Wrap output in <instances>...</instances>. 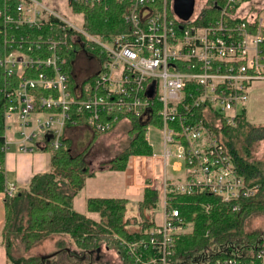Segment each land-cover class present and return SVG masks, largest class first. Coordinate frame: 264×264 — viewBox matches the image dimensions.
Returning <instances> with one entry per match:
<instances>
[{
  "label": "built area",
  "instance_id": "2783aa9c",
  "mask_svg": "<svg viewBox=\"0 0 264 264\" xmlns=\"http://www.w3.org/2000/svg\"><path fill=\"white\" fill-rule=\"evenodd\" d=\"M111 2L125 5V30L91 33L75 6ZM209 4L183 20L169 0H0V93L9 100L3 154L12 145L25 154L57 151L66 129L81 125L104 134L136 121L161 133L162 188L148 187L159 192L161 220L145 239L120 241L135 264H172L176 240L190 226L174 196L211 194L237 211L259 190L222 135L238 125L253 84L264 82V15L251 0ZM79 53L96 63L89 76L77 73ZM15 193L6 185L3 195ZM209 264H264V245Z\"/></svg>",
  "mask_w": 264,
  "mask_h": 264
},
{
  "label": "trees",
  "instance_id": "16d2710c",
  "mask_svg": "<svg viewBox=\"0 0 264 264\" xmlns=\"http://www.w3.org/2000/svg\"><path fill=\"white\" fill-rule=\"evenodd\" d=\"M84 13L86 28L93 34L105 35L125 30L122 17L125 5L111 2L108 8L75 6ZM4 56L3 42L0 38V60ZM3 73L0 74V88ZM9 100L0 93V164L3 166L5 154L4 113ZM247 110L244 109L235 128L223 127V143L232 155L235 165L245 177L248 185H257L255 197L244 198L237 211L230 204L211 194L194 196H174L172 206L179 210L186 226L192 231L181 234L175 243L171 257L172 264L195 262L209 264L211 258L225 256L236 248H258L264 245L261 230L247 231L248 219L264 215V166L250 160L249 144L263 138L264 130L256 129L246 122ZM131 133L132 142L127 151L107 164L110 170L125 172L131 157L153 155L152 147L146 141L145 125L134 121ZM249 132L243 147L245 154L239 152L238 132ZM99 134H94L90 144L81 152L74 153L72 145L65 140L64 146L57 151L46 148L51 153V171L36 175L27 190L17 191L13 196L4 194L5 225L2 239L8 264H42L38 258L15 259L12 249L15 240H19L26 250L58 235L68 236L82 252L97 254L103 245L113 247L120 253L123 264H135L124 252L120 241H134L146 238V232L155 227L153 220H147L145 211L161 210L159 192L147 188L143 200L138 203L141 217L146 221L132 224L129 215L130 202L125 199L91 198L87 202V211L98 214L99 221H93L80 214L74 207V198L84 189L87 178L94 174L87 166V154ZM6 176L0 170V193H4ZM204 205H209L206 211Z\"/></svg>",
  "mask_w": 264,
  "mask_h": 264
},
{
  "label": "rangeland",
  "instance_id": "374dc122",
  "mask_svg": "<svg viewBox=\"0 0 264 264\" xmlns=\"http://www.w3.org/2000/svg\"><path fill=\"white\" fill-rule=\"evenodd\" d=\"M206 1L207 0L197 1L196 9L200 8V6L204 4L208 6L210 5L209 2H212V0H208L207 4ZM173 2V0H169L170 6L173 5ZM251 6L252 9L258 12H263L262 14L264 15V0H251ZM90 65L91 64L86 63L84 55L79 53L77 56V73L79 77L89 76L96 69V63L92 64L93 66ZM246 110L247 115L245 121L249 122L251 126L256 129L260 128L261 130H264V82H257L253 84V90L250 93V99L247 103ZM132 128L133 126L131 122L124 121L117 124L110 133L98 135L86 157L87 166L91 170L92 174H95L98 170L112 171L107 164L128 150L133 138V134L131 133ZM75 129H77L79 134L78 139L72 146V150L74 153H77L81 152L90 144L91 130L89 128L83 129L78 127ZM84 130L87 132H84ZM238 134L240 142L238 146L239 152L241 154H245L246 149L244 151L243 147L245 145L247 146V143L245 144V142L248 139L249 132L248 130L241 131L240 133L238 132ZM146 135L149 137V144L152 147L153 155L148 157H131L133 159L130 160V162H132L131 164L129 163L128 166L130 169L127 168L130 175V183L132 185L135 183L137 185V189L141 187L142 182L149 180L150 178H155L154 173H157V171L160 172L163 168L160 163L159 156L162 154L163 150L161 133L155 126H150ZM261 136V132H258L259 139L255 138V142L248 145V151L250 152V160L261 163L264 166V134L263 138L260 139ZM129 175L127 174V177H129ZM173 175L176 178L179 177L177 174ZM158 177H160L159 173L158 176L156 175L154 185L157 188H162L163 171L161 177L159 179ZM146 185H149V187L153 186L151 182H147ZM142 195L143 194L138 193V199L128 200L131 204L129 215L132 217V224L137 223L142 225V223L146 221L141 217V212L139 211L138 206V203L143 200ZM77 208L79 212L82 210L79 207V204ZM161 210L156 211L152 209L150 211H145L147 220H153L155 223L159 222L161 220ZM84 214H86L85 216L87 218L93 221H99L98 214H91L87 212L86 209H84ZM246 230H261L264 234V215L248 219L246 222ZM187 231H192L191 225L188 227ZM262 237H264V235ZM12 256L15 259L38 258L42 261V264H123L122 258L115 248L103 245L97 254H86L76 247L73 241L66 235L53 236L37 244L30 250H26L24 245L16 239L12 249ZM184 264L197 263L185 262Z\"/></svg>",
  "mask_w": 264,
  "mask_h": 264
},
{
  "label": "crops",
  "instance_id": "0c3cea01",
  "mask_svg": "<svg viewBox=\"0 0 264 264\" xmlns=\"http://www.w3.org/2000/svg\"><path fill=\"white\" fill-rule=\"evenodd\" d=\"M75 128L77 127H69L65 131V140H68L72 146L78 139L79 134ZM78 128L86 129L89 127L81 125L78 126ZM84 132L87 131L84 130ZM90 135L92 140L94 136L92 130ZM2 169L5 172L6 183L8 186H15L16 192L20 190H27L32 179L36 175L51 171V154L43 150L36 151L32 154L20 153L16 146L12 145L10 150L5 154ZM128 169H130V167ZM162 171L163 168L160 172H155V178H150L149 180L142 182L141 187L137 189V185L135 183L133 185L130 183L128 170L125 172L98 170L92 177L87 178L84 189L74 198V207L76 211L79 212L77 208L79 204V207L82 209L79 213L86 215L84 214V209L87 211V202L91 198L135 200L139 198L138 193H141L143 194V199L144 191L149 187L146 183L151 182L154 185L156 175L158 176L159 173L161 177ZM127 174L129 177H127ZM160 177H158V179ZM3 196V193H0V264H8L9 261L6 256L2 239V232L5 225V207Z\"/></svg>",
  "mask_w": 264,
  "mask_h": 264
},
{
  "label": "water",
  "instance_id": "95a60500",
  "mask_svg": "<svg viewBox=\"0 0 264 264\" xmlns=\"http://www.w3.org/2000/svg\"><path fill=\"white\" fill-rule=\"evenodd\" d=\"M196 0H174L175 13L183 20L189 19L195 7Z\"/></svg>",
  "mask_w": 264,
  "mask_h": 264
},
{
  "label": "bare ground",
  "instance_id": "6f19581e",
  "mask_svg": "<svg viewBox=\"0 0 264 264\" xmlns=\"http://www.w3.org/2000/svg\"><path fill=\"white\" fill-rule=\"evenodd\" d=\"M198 1V0H197ZM195 4H196V6H197V2L195 1ZM196 6L194 7V8H196ZM197 10V9H196ZM196 10H194V12L196 11ZM194 14V13H193ZM107 133H109V132H107ZM146 134H147V130H146ZM150 145V144H149ZM151 146V145H150Z\"/></svg>",
  "mask_w": 264,
  "mask_h": 264
},
{
  "label": "flooded vegetation",
  "instance_id": "af4514ba",
  "mask_svg": "<svg viewBox=\"0 0 264 264\" xmlns=\"http://www.w3.org/2000/svg\"><path fill=\"white\" fill-rule=\"evenodd\" d=\"M196 2H197V0H196ZM195 6H196V4H195ZM194 10H195V8H194Z\"/></svg>",
  "mask_w": 264,
  "mask_h": 264
}]
</instances>
